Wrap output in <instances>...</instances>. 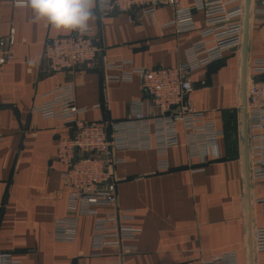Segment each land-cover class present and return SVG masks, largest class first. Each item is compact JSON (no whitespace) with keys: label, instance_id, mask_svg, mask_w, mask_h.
<instances>
[{"label":"crops","instance_id":"1","mask_svg":"<svg viewBox=\"0 0 264 264\" xmlns=\"http://www.w3.org/2000/svg\"><path fill=\"white\" fill-rule=\"evenodd\" d=\"M15 1L0 0V38L12 36L15 41L13 62L0 67V132L4 137L0 144V254H11L22 264H202L234 253L238 264H249L241 49L227 51L222 60L189 76L194 87L190 101L224 132L220 159L191 167L181 126L180 145L167 154L171 172H157L153 132L148 138L150 149H141L140 141V148L115 151L119 163L112 170L118 182V208L135 212L128 225L140 232L131 243L136 248L131 253L122 255L116 247L98 252L92 249L93 216L79 219L75 242L51 237L54 223L69 215L65 167L56 159V144L71 136L72 128L62 121L44 120L32 109L44 102V95L70 82L76 106L86 112L84 120L122 122L132 109L148 111L150 99L139 76L132 82H110L108 77L120 71L107 69V64L130 60L133 66L148 70L176 68L184 51L199 41L204 15L194 12L198 31L179 34L171 25L174 8L167 3L143 18L134 12L131 23L124 14L103 15L95 0L90 29L96 32L102 52L92 68L70 75L52 73L42 54L49 39L78 31L59 32L34 21L31 10L16 7ZM217 1L232 0H203ZM181 6L193 7L194 1L181 0ZM259 8L250 9L247 82L264 80V71H257L259 64L264 69V16ZM250 194L253 264H264V232L257 204L264 200L262 179L251 182ZM108 211L100 208L99 214Z\"/></svg>","mask_w":264,"mask_h":264},{"label":"built area","instance_id":"2","mask_svg":"<svg viewBox=\"0 0 264 264\" xmlns=\"http://www.w3.org/2000/svg\"><path fill=\"white\" fill-rule=\"evenodd\" d=\"M97 1L103 15L124 14L131 23L135 22L134 12L138 11L143 18L154 13L159 5L167 3L174 8L171 25L179 34L198 31L195 11L202 12L205 20L199 41L184 51L183 61L176 68L148 70L133 66L130 60L107 64V69L120 71V75L108 77L110 82H132L135 76H139L142 89L150 99L148 111L132 109L122 122L102 118L95 122L84 120L82 116L86 112L76 106L74 85L70 82L44 95V102L32 109L44 120L62 121L72 128L71 136L59 139L56 144V159L65 167L63 181L68 189L69 215L54 223L51 237L57 242L73 243L79 219L93 216L96 220L92 249L99 252L106 247H116L125 255L136 250L131 243L140 231L128 225L134 220L135 212L118 208V182L112 166L119 162L115 160L114 152L139 147L140 141L143 143L141 149H150L148 138L153 132L157 172H171L167 154L180 145L181 126L191 167L195 163L204 165L220 159L219 141L224 132L214 122H208L205 113L190 101L194 87L189 76L222 60L227 51L242 48L245 3L244 0L208 3L193 0V7H182L181 0ZM251 6L254 10L260 7L257 11L261 10L264 16V0H251ZM96 37V32L89 29L85 34L77 32L69 37L49 39L45 43L42 60L52 73L72 75L78 69L92 68L102 52ZM14 48L12 36L0 38V67L13 62ZM259 65L257 71L262 73L264 69L262 64ZM246 110L250 181L253 183L256 179L264 181V80L247 82ZM144 139H147V144ZM3 140L0 132V144ZM257 204L261 208L264 232V200ZM100 208L109 211L101 216ZM0 264L22 263L11 254H0ZM202 264H238L237 255L224 254L203 260Z\"/></svg>","mask_w":264,"mask_h":264},{"label":"clouds","instance_id":"3","mask_svg":"<svg viewBox=\"0 0 264 264\" xmlns=\"http://www.w3.org/2000/svg\"><path fill=\"white\" fill-rule=\"evenodd\" d=\"M95 0H16V7L31 10L34 21H43L59 32L85 34L94 21Z\"/></svg>","mask_w":264,"mask_h":264},{"label":"water","instance_id":"4","mask_svg":"<svg viewBox=\"0 0 264 264\" xmlns=\"http://www.w3.org/2000/svg\"><path fill=\"white\" fill-rule=\"evenodd\" d=\"M251 0H245V19H244V38L242 44V68H241V82H240V100L242 107V137H243V150L242 161L245 180V212L247 215V228H248V260L249 264H253V240H252V207H251V181L249 170V149H248V119L246 110V87L248 77V47H249V33H250V18H251Z\"/></svg>","mask_w":264,"mask_h":264}]
</instances>
